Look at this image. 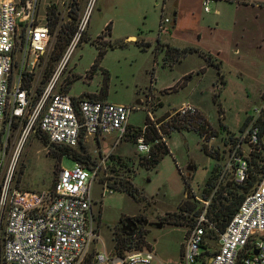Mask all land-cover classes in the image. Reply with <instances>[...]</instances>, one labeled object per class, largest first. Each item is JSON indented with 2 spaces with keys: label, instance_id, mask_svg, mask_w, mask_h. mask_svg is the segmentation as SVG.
Instances as JSON below:
<instances>
[{
  "label": "rangeland",
  "instance_id": "1",
  "mask_svg": "<svg viewBox=\"0 0 264 264\" xmlns=\"http://www.w3.org/2000/svg\"><path fill=\"white\" fill-rule=\"evenodd\" d=\"M79 1L83 9L87 0ZM175 1L92 0L86 30L71 50L54 86L55 91H66L72 96H92L135 106L122 137L112 132L90 137L83 143L95 161L91 167L97 169L91 188L92 211L99 228L96 218L94 224L108 251L151 248L155 255L152 264H182L187 235L203 211L204 201L210 199L224 178L218 176L214 181L236 137L240 139L244 120L256 108L264 112L263 63L256 68L247 61L240 64L229 57L225 48V58L221 64L212 63L215 65L196 51H186L179 57L172 53L170 48L183 47L175 46L179 42L186 44L184 47L194 46L208 52L209 38L204 25L214 16L216 0H209L210 12L204 10L203 0H185L193 12L188 15L186 25L178 31L169 24L160 33V18L164 12L172 18ZM51 4L63 10L62 0H37L36 15L40 22ZM70 20L65 15L51 30L50 45L31 75L28 86L32 106L67 51L72 37L67 34L72 27L68 26ZM77 25L75 22V29ZM130 35L135 38H129ZM170 35L176 36L175 42ZM239 65L250 69L253 77L237 75ZM183 102L195 106V112L189 114L199 113L207 120L209 125L202 134L193 128L169 127L172 118L180 117L177 109ZM153 128L169 151L155 165L147 166L154 142L148 141L145 133L154 134ZM19 129L11 134L7 147V160L12 155L16 162L10 185L18 189H51L60 167L69 168L75 160L67 154L60 157L47 136L34 128L25 137ZM141 135L150 145L149 152L137 150L136 140ZM75 149L81 150L78 145ZM241 149L245 157L249 156L251 148L246 142H241ZM189 166L192 168L187 174ZM212 174L209 182L214 181L215 185L209 191L206 182ZM123 183L129 185L131 193L119 190ZM105 186L113 189L102 194ZM208 193L206 199L204 195ZM208 207L209 204L207 210ZM125 216L146 217L161 222V226L140 224L135 234H123L118 221ZM3 236L2 227L0 264H3ZM208 240L210 254L203 255L205 259L216 248V239L208 235Z\"/></svg>",
  "mask_w": 264,
  "mask_h": 264
},
{
  "label": "built area",
  "instance_id": "2",
  "mask_svg": "<svg viewBox=\"0 0 264 264\" xmlns=\"http://www.w3.org/2000/svg\"><path fill=\"white\" fill-rule=\"evenodd\" d=\"M36 5L37 0H0V231L3 227V263L152 264L155 255L151 248L108 251L94 224L92 211L91 188L97 176L96 168L79 161L69 168L61 166L51 189H18L10 185L16 162L12 155L7 160V147L15 129L20 128L21 136L25 137L34 128L45 134L50 143L75 147L81 139L88 142L90 137L97 135L118 132L122 137L128 127L129 113L135 108L54 90L71 50L86 30L87 12L80 19L53 77L32 106L31 89L24 81L33 76L52 39L48 22H40L37 18ZM203 6L209 11V0H203ZM162 10L164 12V8ZM171 19L165 12L162 14L160 33L165 31ZM195 110L191 102H183L177 109L179 114ZM260 113L261 108H256L220 177L232 168L231 178L236 182L244 180L248 161L237 149L241 148L243 139L251 149H259L258 126L254 122ZM136 144L138 151L149 152L150 145L142 135ZM111 189L103 187L102 194ZM204 203L203 211L187 235L182 264H203L198 261L201 246L209 241L208 235L215 229V223L207 216L208 200ZM215 244V251L206 258V264H264V174L244 195L225 228L218 232Z\"/></svg>",
  "mask_w": 264,
  "mask_h": 264
},
{
  "label": "trees",
  "instance_id": "3",
  "mask_svg": "<svg viewBox=\"0 0 264 264\" xmlns=\"http://www.w3.org/2000/svg\"><path fill=\"white\" fill-rule=\"evenodd\" d=\"M54 8L52 7L50 9V13H48V23L50 26V30H53L54 27L57 24V17L54 16ZM75 12V11H74ZM75 22H76V12L71 15V20L69 21L68 26H72L70 28V31L67 32L69 34V37L72 36V34L75 31ZM62 26V24L60 25ZM108 26V24H107ZM69 41V39H68ZM67 41V42H68ZM66 42V44H67ZM170 50H173L172 53L176 54L177 57L184 54L186 51H196L199 52L207 58L210 64L214 62L212 56L204 51H201L197 47L189 46V47H182V48H170ZM177 51V53H176ZM57 57V56H55ZM54 58V56H53ZM55 59V58H54ZM32 79V76L30 75L25 81L24 84L28 86L29 81ZM66 92V91H64ZM92 97V96H89ZM264 112H261L255 119V124L258 126V133L260 137V146L258 150L251 149L249 152V156H246L245 158L248 161V170L247 174L243 181L236 182L233 178H231L233 169L230 168L226 173H223L220 178H223V180L220 181V185L218 188H216L215 192L210 199L208 200V210H207V216L210 220H212L215 223V229H212L209 233V236L213 238H217L218 232L222 231L230 217L233 215V213L238 208V205L241 203V201L244 198V195L251 190L261 179L262 175L264 174ZM252 116L246 118L243 122V125L240 129L242 132L249 124ZM207 125V120L202 114H181L178 118H172L170 120L169 127H172L174 129H182V128H193L196 131H198L200 134H202ZM150 129V128H149ZM154 134H149V132L145 133V137L148 141H153V148L152 151L147 157L146 165L147 166H153L157 163L161 155L167 151H169L167 144H165L163 141L158 140L159 135L156 132L155 128ZM38 131V130H37ZM39 132V131H38ZM43 134V133H42ZM45 136V134H43ZM46 137V136H45ZM48 140V138L46 137ZM241 140V136L240 139ZM238 138L236 137V140L234 141V145L230 151V153L233 151V148L236 143L239 142ZM246 140H242V142H245ZM49 142V141H48ZM51 146L56 150L57 154L61 157L63 154H67L75 161H80L85 163V166L91 167L95 161L92 159L91 155L87 152L85 149V143H83V139L80 140L78 147L81 148V150H76L75 147H71L64 144H54L51 143ZM241 148L237 149V152L241 155ZM111 154H109L110 156ZM235 165V163L233 164ZM222 170H219L215 176V180L218 179V176H220ZM214 176L213 174L209 176L206 183L209 184V191L213 186L215 185V182H209V179H212ZM122 182V180H121ZM123 188H120L119 190H126L131 193V188H129L128 184L123 183ZM118 189V188H117ZM209 193L205 194L204 197L208 199ZM181 223V222H180ZM121 252V251H120ZM209 255L210 251L208 248V245L202 244L200 255L198 257V261L200 263L206 264V259L204 258L205 255ZM204 255V257H203ZM5 264V263H3Z\"/></svg>",
  "mask_w": 264,
  "mask_h": 264
},
{
  "label": "crops",
  "instance_id": "4",
  "mask_svg": "<svg viewBox=\"0 0 264 264\" xmlns=\"http://www.w3.org/2000/svg\"><path fill=\"white\" fill-rule=\"evenodd\" d=\"M91 2L92 0H87L83 9L79 0H62L63 10H59L56 5L51 4L46 8L43 22H48V13L53 7L54 16L57 17L56 25L60 24L65 15L68 19H71L69 14H74L75 12L76 22L79 24L85 12L88 15ZM174 6L175 10L172 13L170 25L179 31L186 25L188 15L193 12L187 8L185 0L175 1ZM213 15L204 25V30L209 38L206 50L212 56L214 63L221 64L222 59L225 58L223 55V48H225L229 52V57H232L233 60L236 59L240 64L243 61H247L253 64L255 68L260 63L264 64V0H216ZM168 29L170 32L171 28ZM201 34L202 31H199L198 36H201ZM128 37L135 38L134 35ZM169 37L173 41L174 37L176 38L173 35ZM172 40L171 42L174 45ZM178 44L181 43L179 42L175 46H186V44ZM251 72L244 65H239L235 70L237 75L247 79L253 77Z\"/></svg>",
  "mask_w": 264,
  "mask_h": 264
},
{
  "label": "flooded vegetation",
  "instance_id": "5",
  "mask_svg": "<svg viewBox=\"0 0 264 264\" xmlns=\"http://www.w3.org/2000/svg\"><path fill=\"white\" fill-rule=\"evenodd\" d=\"M96 218V225L97 227L99 228V221H97V216L95 217ZM130 219L129 221H127L126 219ZM144 219L146 217H140V216H125L124 218H121L118 222V224L120 225V230L122 231L123 234H127V235H130V234H135L136 231L138 230V228L140 227V224H143V225H149V226H155L157 224H161V222L159 221H156V220H149L148 218L147 219V222L146 223H137L134 227V229H131V227L133 226V223L134 221H136L137 219Z\"/></svg>",
  "mask_w": 264,
  "mask_h": 264
},
{
  "label": "water",
  "instance_id": "6",
  "mask_svg": "<svg viewBox=\"0 0 264 264\" xmlns=\"http://www.w3.org/2000/svg\"><path fill=\"white\" fill-rule=\"evenodd\" d=\"M173 22H174V20H173ZM192 167L191 166H189L188 167V169H187V174H189V170L191 169ZM127 221H129L130 219L128 218V219H126ZM141 222H143V223H146L147 222V219L146 218H144V219H137L136 221H134V223H133V226L131 227V229H134V227H135V225L137 224V223H141ZM156 226H161V224L159 223V224H157Z\"/></svg>",
  "mask_w": 264,
  "mask_h": 264
}]
</instances>
